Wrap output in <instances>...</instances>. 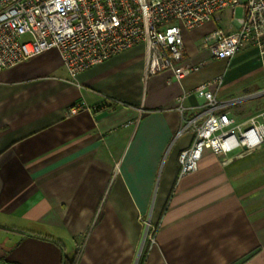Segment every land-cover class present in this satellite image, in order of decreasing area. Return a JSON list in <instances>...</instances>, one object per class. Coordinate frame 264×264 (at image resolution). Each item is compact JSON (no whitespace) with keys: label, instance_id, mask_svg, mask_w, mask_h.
I'll return each mask as SVG.
<instances>
[{"label":"crops","instance_id":"crops-1","mask_svg":"<svg viewBox=\"0 0 264 264\" xmlns=\"http://www.w3.org/2000/svg\"><path fill=\"white\" fill-rule=\"evenodd\" d=\"M204 24L181 31L183 63L201 70L179 82L171 71L145 79L140 50L76 81L54 49L0 70V264H62L80 244L76 264H138L145 223L155 234L144 264H264V147L243 157L205 150L195 172L179 175L192 134L177 136V99L190 94L185 117L197 113L200 83L225 85L222 66L257 58L247 50L208 68L200 47L218 26Z\"/></svg>","mask_w":264,"mask_h":264},{"label":"built area","instance_id":"built-area-1","mask_svg":"<svg viewBox=\"0 0 264 264\" xmlns=\"http://www.w3.org/2000/svg\"><path fill=\"white\" fill-rule=\"evenodd\" d=\"M237 8L241 17L234 18ZM228 15V30L218 27L205 35L201 50L212 59L231 61L252 47L263 89L248 98H264V0H0V70L56 50L68 78L118 55L140 50L144 78L164 71L181 81L198 73L201 66L183 63L182 29L191 30ZM224 85L222 76L200 83L194 95L203 105L185 117L177 99L182 125L177 133L192 134L188 148L178 156L179 175L195 172L203 151L243 157L264 147V109L237 120L216 93ZM83 104H75L67 116L76 115ZM145 223V239L154 243L155 230Z\"/></svg>","mask_w":264,"mask_h":264},{"label":"rangeland","instance_id":"rangeland-1","mask_svg":"<svg viewBox=\"0 0 264 264\" xmlns=\"http://www.w3.org/2000/svg\"><path fill=\"white\" fill-rule=\"evenodd\" d=\"M239 17H241V8H237L235 11L234 18H239ZM228 20H229L228 15L225 13L222 17L219 18L218 21L216 20L214 21L216 22L218 27L222 28L224 31H227ZM205 27L206 28L204 31H208L210 30V27L213 26L209 25ZM247 50H253V48L249 47L241 51L240 53ZM201 54L204 57H208L207 53H201ZM212 61H213L212 64L208 67L210 69H215L217 65L220 66L222 63L221 61H217V60H212ZM255 65H258L257 58L255 57V55L252 57L249 55H244L238 61L230 62V66L229 65H226V67L222 66L223 68L222 70L229 77V81L219 89V93L222 94L223 97L221 98L222 99L221 101L223 103H225L226 101L232 102V105H230L226 110L230 111V114L235 116L238 120L248 118L249 116L254 115L257 111L264 109L263 97L243 99L252 93H254V95L258 94L263 89V83L260 74L256 70L253 71L251 69L252 66ZM151 229H154V227L150 228V230ZM147 244L148 241L144 239L141 248L142 252L144 248H146ZM80 247L81 244L74 253V258L76 259L77 256L79 255ZM73 264H76V260H74Z\"/></svg>","mask_w":264,"mask_h":264},{"label":"trees","instance_id":"trees-1","mask_svg":"<svg viewBox=\"0 0 264 264\" xmlns=\"http://www.w3.org/2000/svg\"><path fill=\"white\" fill-rule=\"evenodd\" d=\"M146 253H147V248H144L140 258H139V261H138V264H144L145 262V258H146ZM74 260H77L76 258H74V255L71 259H68V258H63L62 259V264H73L74 263Z\"/></svg>","mask_w":264,"mask_h":264}]
</instances>
